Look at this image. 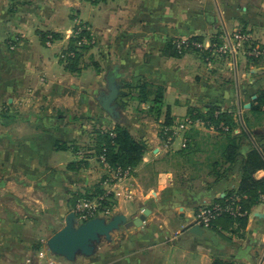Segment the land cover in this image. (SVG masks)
Instances as JSON below:
<instances>
[{"label": "crops", "instance_id": "obj_1", "mask_svg": "<svg viewBox=\"0 0 264 264\" xmlns=\"http://www.w3.org/2000/svg\"><path fill=\"white\" fill-rule=\"evenodd\" d=\"M20 1L24 5L2 23L9 0H0V199L21 197L18 186L39 204L48 196L58 218L47 223L52 231L64 224L63 206L71 205L64 194L78 190H103L110 215L133 219L146 210L140 226H121L92 256H77L73 264H264V191L244 225L220 218L202 234L190 231L201 206L237 191L250 144L264 147V118L249 125L244 119L264 88V57L249 58L232 39L240 27L254 30L252 18L264 16V0L258 10L254 0ZM78 23L93 41L79 57V69L68 71L59 55ZM257 28L264 32V25ZM45 32L58 38L47 44L40 37ZM197 37L204 52L164 54L170 42ZM215 41L229 45L227 54L207 47ZM112 75L119 84V121L98 102ZM144 82L163 89L158 114L150 100L138 99ZM209 106L233 115V134L241 142L236 164L210 165L221 162L224 138L218 132L200 125L178 130L189 109ZM168 118L171 135L160 133ZM117 122L146 148L128 177L109 181L101 163L102 174L97 171L95 144L98 131ZM57 141L66 149H56ZM72 163L78 169H70ZM254 177L264 178V169ZM39 204H24L34 209L28 208L33 217H14L16 205L7 209L10 217H0V241H17L24 258L44 237L24 236L27 222L35 229L45 222L36 213Z\"/></svg>", "mask_w": 264, "mask_h": 264}, {"label": "trees", "instance_id": "obj_2", "mask_svg": "<svg viewBox=\"0 0 264 264\" xmlns=\"http://www.w3.org/2000/svg\"><path fill=\"white\" fill-rule=\"evenodd\" d=\"M97 1V0H91ZM24 5V2L20 0H9V6L2 16V23L9 20L11 16ZM3 31V27L0 28V33ZM40 37L43 42H52L53 39L58 38V34L53 32L41 33ZM93 40V36L83 24L77 25L74 28L73 35L70 37L67 47L61 52L60 60L64 63V67L68 71H76L79 62V57L82 55L83 50H87L90 46V42ZM190 42L200 41V38H188ZM14 42L10 40L9 44ZM188 50H196L190 46L179 50L176 47V43L170 42L164 49V54L180 55ZM138 99L140 101L150 100L152 104V110L158 114L160 106L163 100V89L160 86H154L150 83L144 82L137 86ZM250 113L252 115L264 114V88L257 91L256 97L251 101ZM193 118H199L205 121L206 124H212L218 129V133L223 136L222 144L220 146L221 162L220 160H214L210 163L213 167L224 164H236L238 163L239 149L241 147L240 137L233 134L234 126L236 125L233 115L226 111L221 110L217 106H209L205 111H199L191 108L188 111ZM246 124L249 125V118L245 117ZM220 122H223L228 126L229 130L224 131L218 128ZM171 121L166 119L161 131L164 127H168ZM66 145L63 142L57 141L55 143L56 149H66ZM146 148L145 143L142 140L135 139L129 130L122 124L116 123L112 129L98 131L95 153L97 157L103 155L105 161L112 167H120L125 169L127 167H135L141 160L144 150ZM70 169H78L73 163L69 164ZM240 168L242 174L239 180V185L236 192H228L224 197L216 199L214 202L226 204L230 202L233 196L239 197L240 210L244 213L241 216L233 217L229 214H223L217 217L212 224V229L215 228L216 222L220 218L227 219L229 222L237 221L239 225H244L246 221V213L250 211L253 205H256L261 200V194L264 191V178L256 179L254 173L258 169H264V147L259 150L253 144H250L248 150L244 154ZM217 175L219 172L215 170ZM104 195L103 190L99 189L94 193L85 194L82 197H94ZM80 198L77 197V199ZM101 200L103 206H108L107 196ZM73 202V206L76 200ZM41 242L37 241L33 244L37 251L41 247ZM212 264H231L221 260H214Z\"/></svg>", "mask_w": 264, "mask_h": 264}, {"label": "built area", "instance_id": "obj_3", "mask_svg": "<svg viewBox=\"0 0 264 264\" xmlns=\"http://www.w3.org/2000/svg\"><path fill=\"white\" fill-rule=\"evenodd\" d=\"M236 40L234 42V47L237 50H242L247 54H250L252 56H258L260 55L261 51L259 48H251L249 49L245 44L248 38L244 34H235ZM176 47L181 50L187 47H193L195 49H201L205 48L206 45L202 42L198 41H192L190 42L188 38H178L175 40ZM207 47H211L210 45H207ZM219 52H226L229 50V45L223 44L222 46H219L217 48ZM204 126L206 128L212 129L214 131H218V129L213 126L212 124H206L205 121L199 119V118H193L190 114H186L178 123V130H185L190 127L194 126ZM218 128L228 131L229 128L227 125H225L223 122H220L218 125ZM234 131V129H233ZM165 134H170L171 132L168 127H164L162 130ZM182 146H185V141L183 142ZM99 162L106 168L109 175L112 176L113 181L122 180L126 177H128L132 171V168L127 167L125 169H122L120 167H112L110 166L104 159L103 155L98 156ZM108 178L106 179V181ZM104 195L94 196V197H80L76 200L74 206H73V212L75 214V218L78 222L84 221L88 218L94 217L96 215H103L105 216L106 213L109 212L107 206H103L101 203V200H104V196H107L106 193H103ZM231 201L226 204H221L219 202H213L209 205L201 206L196 214V223L199 224L202 228L210 229L212 227L213 221L223 215V214H229L233 217L241 216L244 213L240 210V206L238 204L239 197L233 196ZM43 245L34 252L33 257H29L26 259L27 264H73V262H70L66 260L65 258L61 256H57L52 254L49 249L46 247L45 241L41 242Z\"/></svg>", "mask_w": 264, "mask_h": 264}, {"label": "water", "instance_id": "obj_4", "mask_svg": "<svg viewBox=\"0 0 264 264\" xmlns=\"http://www.w3.org/2000/svg\"><path fill=\"white\" fill-rule=\"evenodd\" d=\"M107 91L102 92L98 102L102 109L115 121L120 120V112L116 103L119 95V84L112 75L107 84ZM146 210L136 218L129 219L123 213H115L110 217L96 215L84 221L78 222L73 211L66 214L64 224L53 232L45 241L49 251L61 256L70 262H74L77 256H92L103 240H110L112 232L121 226H140ZM190 231L202 234L203 228L193 225Z\"/></svg>", "mask_w": 264, "mask_h": 264}, {"label": "rangeland", "instance_id": "obj_5", "mask_svg": "<svg viewBox=\"0 0 264 264\" xmlns=\"http://www.w3.org/2000/svg\"><path fill=\"white\" fill-rule=\"evenodd\" d=\"M262 2H263V0H254L252 2V4H254V7L255 8L257 7V10H258V9L261 8V3ZM263 14H264V11H263ZM252 19H254V30H250L247 27H240L232 34V39L235 42V40H236L235 34H244L246 36V38H248V40L246 41L245 45L247 47L249 46L248 47L249 49H251L253 47V48H259L260 50H264V32L261 29L257 28L258 26L264 25V16H260L259 15V16H256V17L252 18ZM246 22H248V21H246ZM80 24L81 23H78L77 25H80ZM10 40L14 42L15 38H12ZM92 41L90 42V44H92ZM199 42H201V41H199ZM215 42L216 43L212 44L211 46L214 45L215 47L218 48L219 47L218 43H220V41H215ZM46 43L49 44L50 42L48 41ZM13 45L14 44H10L11 47H13ZM204 49L205 48H201V49H197L196 51L204 52ZM61 52H60V55H61ZM82 52L86 53L87 50L85 49ZM216 52H219V51L217 50ZM261 52H263V53H261L258 56H252V55L247 54V53L246 54L249 56V58H253L254 60H258V59H261V58L264 57V51H261ZM222 54H224V55L227 54V51L222 53ZM245 117L246 116H244V119H245ZM263 118H264V114H261V115H252V114H250L249 115V122L251 124V123H254V122L262 121ZM161 132L162 131L160 130V133ZM83 155H85V150L83 152ZM98 161L99 160L97 158L96 167H97L98 173L101 175L102 174V170L100 168L101 164ZM107 176L109 178H112L111 175H107ZM147 177H149V178L146 179V181H149L150 180V175H147ZM111 180H113V179H111ZM18 188L19 189H17V190L19 192H21V194H22L21 197L14 198L12 196H7V197H4L3 199H0V217L2 215L6 216L7 218L10 217L9 210L12 212V207L11 206H13V205L18 206L17 207L18 210L15 209V214H14V217H17V219H19L21 217H26V216L33 217L34 214H31L30 212H28V210L30 209V207H28V206H31L32 208H34L33 204H35V203L39 204V203L34 201V199H31L32 196L29 193H27V192L23 193L24 189H21L22 188L21 186H18ZM95 191H97V190L94 189V190L89 191V192H83V191H79L78 190V191H75V193L70 194V196L64 194V198L63 199H66L67 197L70 198L69 200L71 202V205H68V207L63 206L64 208L61 210L62 211V216L64 214H67L70 211H73V202L75 201V199H77V197H79V196L82 197L85 194L94 193ZM25 193H27V194H25ZM44 196L45 197H42L43 202L41 204H39L42 208H39L36 213L38 214V213L41 212V214H43L42 219H44L45 222L42 223V225L40 227L37 226L36 229L31 224H29V222H27L26 226H25V229H24V230H26L24 232L25 233L24 236H26V237L27 236H31V235H33V236H37V235L38 236H44L43 239L40 240L41 242L42 241H46L47 237L50 236L53 232H55V231L47 229L48 221L49 220L57 221L56 219H58V218H56V214H54V212H51V209L49 210V207H48L49 206L48 205L49 204L48 203V196H46V195H44ZM37 197H39V195ZM71 198L73 199V202L71 201ZM30 200H32L34 203H32V204L27 203V202H31ZM24 204H27V205L29 204V205L27 206V205H24ZM8 208H9V210H7ZM30 210H34V209H30ZM108 210H109V208H108ZM11 216H13V214H11ZM105 216L106 217H110L111 216L110 215V210H109L108 213L105 214ZM0 220H1V218H0ZM4 226L6 227L7 224L4 225ZM18 244L19 243L17 241H11L9 243H7V242H5L3 240L0 241V248H1L0 249V264H27L26 259L29 258V257H33L35 248H34V246H32V248L30 250L32 252L30 253V255H28L27 257L24 258L23 253H25V250L23 251V248L20 247Z\"/></svg>", "mask_w": 264, "mask_h": 264}]
</instances>
